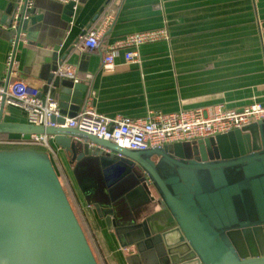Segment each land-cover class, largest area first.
<instances>
[{"label":"water","instance_id":"1","mask_svg":"<svg viewBox=\"0 0 264 264\" xmlns=\"http://www.w3.org/2000/svg\"><path fill=\"white\" fill-rule=\"evenodd\" d=\"M18 1L0 13L12 56L39 19L30 0L14 18ZM58 48L49 61L39 53L46 62L37 97L56 103L50 124L0 120V133L51 135L86 202L122 245L134 246L137 264H264V119L213 137L122 148L64 126L88 87L55 73ZM0 264H98L44 149L0 148Z\"/></svg>","mask_w":264,"mask_h":264},{"label":"crops","instance_id":"2","mask_svg":"<svg viewBox=\"0 0 264 264\" xmlns=\"http://www.w3.org/2000/svg\"><path fill=\"white\" fill-rule=\"evenodd\" d=\"M10 0H0L4 13ZM39 16L27 41L19 39L9 73L7 57L13 39L0 34V85L21 81L41 90L45 71L39 53L49 56L58 44V66L86 84L97 112L142 118L222 103L240 108L264 104V0H31ZM108 12L114 21L94 50L82 48L80 36L95 28ZM163 28L167 39L140 45L139 61L114 56V69L103 72L106 44L125 34ZM0 29H5L0 24ZM7 30V29H5ZM84 61V63H82ZM82 104V103H81ZM81 107V105H80ZM2 122L26 123L24 108L7 103ZM23 138L28 135L8 134ZM47 152L65 186L98 264H137L134 246H124L81 194L65 150L52 136ZM134 256H137L134 258Z\"/></svg>","mask_w":264,"mask_h":264},{"label":"built area","instance_id":"3","mask_svg":"<svg viewBox=\"0 0 264 264\" xmlns=\"http://www.w3.org/2000/svg\"><path fill=\"white\" fill-rule=\"evenodd\" d=\"M21 1L17 3L14 18H17ZM29 5H31V0ZM113 21L114 12L106 13L97 27L90 28L80 36L81 47L88 50L96 49ZM20 38L26 42L24 32L20 33ZM167 38L168 34L163 28L125 34L106 44L101 69L103 72L114 69L113 59L119 50L124 51L123 56L126 62L137 63L139 61L137 48L140 45ZM6 65L9 73H16L12 69L14 65L12 53L8 55ZM55 73L69 77L75 82L78 81L74 73L65 67L58 66ZM7 103L24 108L28 121L35 124H50L48 117L52 111H56L54 101L46 99V102L42 103L37 97V92L29 89L21 81L7 83L6 88L0 85V109ZM263 119L264 104L261 103H251L240 108H229L222 103H216L207 108L196 107L175 112H155L142 118L125 115L108 116L95 110L92 94L89 93L83 99L77 114L65 119L64 126L76 127L122 148L144 150L175 142L213 137ZM50 137L51 135L46 134H30L23 138L0 139V145L38 146L47 151V148H50L48 143Z\"/></svg>","mask_w":264,"mask_h":264},{"label":"trees","instance_id":"4","mask_svg":"<svg viewBox=\"0 0 264 264\" xmlns=\"http://www.w3.org/2000/svg\"><path fill=\"white\" fill-rule=\"evenodd\" d=\"M17 137H11L9 136L7 133H0V139H6V140H9V139H16ZM21 145H10V144H1L0 145V148H12V147H20ZM34 148H37V149H43L41 147H38V146H34Z\"/></svg>","mask_w":264,"mask_h":264}]
</instances>
